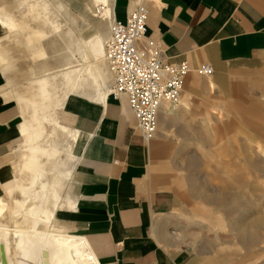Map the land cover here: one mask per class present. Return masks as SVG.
Here are the masks:
<instances>
[{
    "label": "crops",
    "instance_id": "obj_1",
    "mask_svg": "<svg viewBox=\"0 0 264 264\" xmlns=\"http://www.w3.org/2000/svg\"><path fill=\"white\" fill-rule=\"evenodd\" d=\"M79 1L89 4L95 0ZM106 1L114 17L125 19L139 0ZM141 1L149 6L146 35L160 41L170 60H186L191 66L178 102L162 103L155 136L143 139L127 103L108 98L110 91L104 102L88 99L81 91L82 96L70 94L59 107L52 105L46 111H38L56 113L61 126L78 131V142H73L65 132L51 131V125L46 126L48 135L38 141H60L69 151L77 144L78 154L71 161L74 164L71 175L59 190L62 200L53 222L67 233L84 236L101 264H187L188 251L181 245L185 239L186 214L179 216L178 232L170 229L165 217L176 203L177 195L171 188L176 191L177 186L187 184L176 174L174 165L179 160L174 157L173 165H169L167 153H172V147L168 141H175L172 127L198 111L199 129L211 107L221 123L223 112L228 111L226 106H231L218 103L221 98L218 95L228 92L226 82H232L235 89L240 78L257 75L249 73L229 81L221 68L228 62L264 56V0ZM77 5L82 9L86 6ZM7 35L11 31L0 25V55L6 60L0 68V168L7 165L0 170V194L13 185V170H9L10 156H7L20 138L25 141L20 125L34 112L31 106L18 103L14 97V89L32 78L30 48L23 36L6 39ZM204 62L213 66V74L197 71L195 67ZM12 70L21 72L23 78H10L8 73ZM251 82L264 90V83L257 78ZM221 112L219 119L217 114ZM178 152L173 148V153ZM191 184L202 194V185H196L195 180ZM194 203L193 214L199 208V203ZM69 222L78 232H70Z\"/></svg>",
    "mask_w": 264,
    "mask_h": 264
},
{
    "label": "bare ground",
    "instance_id": "obj_2",
    "mask_svg": "<svg viewBox=\"0 0 264 264\" xmlns=\"http://www.w3.org/2000/svg\"><path fill=\"white\" fill-rule=\"evenodd\" d=\"M4 3L0 0V25L11 31L6 39L23 36L33 63L32 78L15 85L14 97L34 112L27 122L23 117L20 125L25 141H21L23 151L12 168L13 185L0 194V264H101L84 236L67 233L53 222L61 199L59 190L74 166L61 155L73 162L75 156L68 147L63 150L60 141H38L47 134L48 125L53 132L67 133L76 143L80 135L61 126L56 113L38 111L59 107L68 95L81 91L88 99L103 102L110 91L108 98L114 99L104 44L112 20L124 17H114L106 0L79 7L82 17L74 15L62 0H14L10 8ZM83 18L87 26L82 25ZM35 22L38 26L32 25ZM4 64L0 55V68ZM119 101L126 103L125 97Z\"/></svg>",
    "mask_w": 264,
    "mask_h": 264
},
{
    "label": "rangeland",
    "instance_id": "obj_3",
    "mask_svg": "<svg viewBox=\"0 0 264 264\" xmlns=\"http://www.w3.org/2000/svg\"><path fill=\"white\" fill-rule=\"evenodd\" d=\"M12 1H6L3 6L12 7ZM77 3L87 5L79 0H67L66 4L74 15L82 17V9ZM89 14L99 20V17H93V12ZM86 20H81L82 25L87 26ZM32 25L38 26V23ZM221 70L229 81L249 73L257 75L240 78L235 89L231 87L232 82H226L228 92L224 93L225 97L218 95L223 98L222 102L218 98V103L231 106H226L228 111L223 112L221 123L216 120L215 109L211 107L199 129L198 111L172 127L175 141H168L172 147V153H167L169 165H173L174 157L179 160L175 162V171L187 184L177 186L176 191L171 188L176 192V203L165 217L170 229L178 232L179 216L186 214L185 239L181 245L188 251L190 260L187 264H198L199 261L202 264H264V90L255 84L258 87L252 86L251 82L257 78L259 83H264V56L228 62ZM8 76L13 80L23 78L18 70H12ZM20 141L21 138L7 156H10V171L23 151ZM76 145L71 151L73 155L78 154ZM66 147L62 146V149L66 150ZM173 148L179 152L173 153ZM64 156L61 158L71 165L72 158ZM193 180L196 185H202V194L197 195L195 184H191ZM194 201L199 203L195 214ZM69 226L70 232H78L72 229L71 222Z\"/></svg>",
    "mask_w": 264,
    "mask_h": 264
},
{
    "label": "built area",
    "instance_id": "obj_4",
    "mask_svg": "<svg viewBox=\"0 0 264 264\" xmlns=\"http://www.w3.org/2000/svg\"><path fill=\"white\" fill-rule=\"evenodd\" d=\"M148 4L138 1L125 19H113L104 44V57L112 72L111 94L125 97L143 139L152 138L163 102L177 103L184 78L190 71L186 60H170L157 39L146 35ZM211 74L207 62L195 67Z\"/></svg>",
    "mask_w": 264,
    "mask_h": 264
}]
</instances>
